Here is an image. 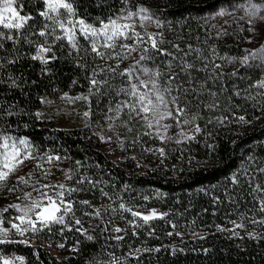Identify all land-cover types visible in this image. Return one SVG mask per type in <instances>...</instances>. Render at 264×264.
Masks as SVG:
<instances>
[{
	"label": "trees",
	"instance_id": "obj_1",
	"mask_svg": "<svg viewBox=\"0 0 264 264\" xmlns=\"http://www.w3.org/2000/svg\"><path fill=\"white\" fill-rule=\"evenodd\" d=\"M142 2L161 18L159 47L171 55L149 45L144 46L146 53L141 51L144 47L138 48V56L151 59L141 61L135 74L143 68L159 71L158 82L171 93L182 92L181 106L191 121L189 133L174 122L166 133L161 128H142L126 115L127 109L117 119L108 109L123 100L117 92L127 84L109 79L107 71L96 77L107 79V84L89 95L87 77L92 70L113 64L95 57L83 37H79L80 45L89 51L86 68L77 66L76 53L69 55L68 47H61L63 41L56 43L57 59L48 65L31 59L36 47L23 36L15 45L3 41L0 132L26 140L37 156L62 161L71 177L68 188L79 189L67 195L79 219L85 209L100 210L99 221L85 229L92 240L75 230L61 231L58 225L38 231L37 236L44 242L66 241L65 248L72 253L68 261L73 264H112L110 256L116 264H264V237L238 240L216 230L258 210V191L264 190V88L260 87L264 73L251 59L242 63L249 36L245 27L252 19L254 0ZM14 6L21 15L31 14L42 22L41 0H17ZM75 6L79 16L99 26L100 20L136 10L137 0H76ZM257 8L255 14H263ZM29 39L43 38L29 34ZM185 64L194 68L184 71ZM173 75L175 80L170 79ZM68 94L88 96L82 105L89 113L85 125L58 128L37 116L47 101ZM103 139L111 142L120 164L101 152ZM121 204L128 209L155 208L163 215L149 222L148 236L125 227L123 239L117 240L106 217L113 211L128 215ZM182 231H200L204 236L179 242L177 233ZM0 254L19 256L23 264H58L40 246L19 242L0 244Z\"/></svg>",
	"mask_w": 264,
	"mask_h": 264
},
{
	"label": "snow or ice",
	"instance_id": "obj_2",
	"mask_svg": "<svg viewBox=\"0 0 264 264\" xmlns=\"http://www.w3.org/2000/svg\"><path fill=\"white\" fill-rule=\"evenodd\" d=\"M41 2L43 4V9L38 12V15L42 18V22L36 21L35 17L31 14L21 15L20 10L14 6L17 4V0H0V29L8 30L7 34L0 30V49H3V41L5 39L11 40L15 45L21 36H23L27 42L34 44L36 47V52L31 56V59L38 60L43 65H48L51 61L57 59L56 53L53 51L56 43L63 41L64 43L61 44V47L67 46L69 55H72L73 52L76 53L75 59L77 60V66L81 68L87 67L85 57L89 55V51L87 48L81 47L79 37H83L84 40L88 41L91 53H94L95 57H99L105 62L109 59L120 61L127 59L132 52L138 50L141 44H150L151 48L160 54L171 55V53H165L164 50L159 47L162 41L158 39L157 34L145 33L147 35V39L145 40V35L136 32L134 25L126 22L131 21L134 16L141 17L146 21L151 20V16L148 15L149 10L144 7H140L137 12L129 11L127 15H121L115 18L109 17L107 21L100 20L99 26H97L88 23L84 18L79 16L78 9L75 6L76 0H41ZM123 2L127 3V0H123ZM251 8L252 11L249 12V15L254 16L255 12L258 10L257 5L253 4ZM219 14L223 15L224 13L221 12ZM262 19H264V17H262ZM30 21L32 23H29ZM141 26L143 27V25ZM12 33H15V35ZM29 34L36 35L43 39L32 41L29 39ZM129 40L133 43L128 44L122 42ZM249 42H251V40ZM117 49H119V51H117ZM141 51L146 53L148 49L144 47ZM81 53H83V55H81ZM146 59H151V57L141 54L132 67L117 73L120 76L128 77L127 83L129 87L121 88L119 92H117V95L123 94L128 97V99L118 101L115 104V108L110 106L108 110L110 112L114 111L118 119L121 111L127 109L126 115L129 117L135 118L139 116L147 122L149 128L158 127L163 129L166 133L167 129L172 125H162L160 122L164 119H172L180 123L181 121L178 118L181 116L186 117V107L178 103L179 97L171 96V89L166 88L161 90L157 81L160 75L159 71L143 68L140 74H135L136 66ZM249 59H259L261 62H264V44L255 51H249L248 54L243 57L242 63H247ZM81 61L85 62L81 63ZM14 62V60L9 61V63ZM0 67H3V64H0ZM118 67V64L115 67L109 65L107 68L100 67L99 71L94 68L91 76L87 77L89 80V95L94 94L93 90L99 93L100 88L107 84V79L98 80L96 78L97 75L106 71L116 72V68ZM217 67H219V65H217ZM192 68H194V65L185 64L182 70L186 71ZM43 71H48V69L45 68ZM143 76H147L148 79H143ZM133 78L138 80L139 84L133 83ZM170 79L175 80L176 77L173 75L170 76ZM13 86H15V80H13ZM260 87L264 88V82L260 84ZM141 89L145 91L142 92ZM178 90H183V86L178 85ZM166 95L167 97H171V99L166 98ZM76 99L87 100L88 96H80ZM170 104L175 106V115L172 111L168 110ZM39 115L40 114L37 113V116ZM84 115L88 116L89 113L85 112ZM109 119H112V117H109ZM192 119H195V117L193 116ZM240 120L243 121L244 117H240ZM183 123L188 124L191 123V121L185 118ZM195 131H200L199 126L195 128ZM161 139L163 140L164 137L161 136ZM10 141H12V143H9ZM26 144V140H19V145ZM0 149H3V151H0V156H2V160H0V187H2L9 176L23 164L24 160L32 157L30 153L26 151L22 152L17 146V143L13 141V138L6 134H0ZM162 152L163 150L161 149V153ZM51 159L52 158L49 157V160ZM68 178L71 179V177ZM18 181L21 183L28 182L24 177H19ZM79 182L83 183L84 181ZM232 182H237L235 176L232 177ZM43 188H51L52 194H49L47 191H42L40 194L41 199L35 200L31 199V194L29 193L26 194L25 199L31 200V202L23 208L20 205H10V207H14L18 212L22 213V215L15 218L19 223H12V229H15L16 233L23 236L27 231L36 233L42 231L44 228H49L50 230L51 226L55 224L62 226L61 231H63L64 228L71 231L73 227L79 226L76 227V231L80 232L81 235H86L88 240H92L93 237L87 235V230L83 228L81 219L75 217V212L73 210L74 202L65 199L66 194L70 195L72 192L79 191V189L66 188L64 184L52 186L44 185ZM13 190L14 189H9V191ZM80 203L92 207L89 201H82ZM120 208L129 211L133 217H138L143 220L145 224L158 215L155 211L146 215L141 214L132 209L125 208L124 204H121ZM37 209H39V211H36ZM4 211H7V209H4ZM260 211L264 212V201L261 202ZM31 213L35 214V219L30 215ZM69 214H71V222L66 223L65 218L68 217ZM85 215H95L98 217L100 216V210L95 209L91 213L85 212ZM0 223H2V221H0ZM38 224L40 227H37ZM24 225L28 227H24ZM235 227H243V225L237 224ZM120 231H122L120 228L115 229L117 233ZM8 237L9 229L0 228V244L12 242ZM114 238L117 240L123 239L121 236ZM25 243H27V241H25ZM60 247H64V245L61 244ZM0 260H2V264H12V261L8 258L0 257Z\"/></svg>",
	"mask_w": 264,
	"mask_h": 264
},
{
	"label": "rangeland",
	"instance_id": "obj_3",
	"mask_svg": "<svg viewBox=\"0 0 264 264\" xmlns=\"http://www.w3.org/2000/svg\"><path fill=\"white\" fill-rule=\"evenodd\" d=\"M255 5H257L260 9L264 11V0H254L253 2ZM136 10L131 12H137L140 7H144L149 10L147 5L142 2V0H137V6ZM129 11H126L124 13L119 14L121 15H127ZM143 15V14H141ZM148 15L151 16V20H143L141 17L134 16L131 21H126L128 23H132L135 27V31L141 33L142 35H145V40L147 39V35L145 33H152L157 34L158 39L160 40L161 37V26H162V20L159 16H155L150 11L148 12ZM264 12L255 14L252 16V19L249 21L248 26L245 27V31L249 34L247 38V54L249 51H255L261 47L262 44H264ZM143 25V27L141 26ZM251 40V42H249ZM123 43L132 44V41H122ZM145 45L150 44H141L138 48L144 47ZM151 47V46H150ZM119 51V49H117ZM137 52H132L127 59H124L122 61L120 60H114L109 59L107 62L110 64H113V67H115L117 64L119 65L118 68L120 72L126 69L125 67L127 65L132 66L133 63L139 58V54H136ZM101 60V59H100ZM252 60V59H251ZM104 62V60H101ZM256 62V64L259 66V69L264 73V62H261L259 59L253 60ZM111 73V74H110ZM109 79H113L117 83H126L127 87H129L127 81V76L119 77L120 75H117L115 72H109ZM147 80V78H143ZM133 83L139 84L138 80H135L133 78ZM159 87L161 90L166 89V84H161V82H158ZM168 89V88H167ZM141 91H145L144 89H141ZM182 92L177 91L175 93H171V96L180 97ZM83 96L81 94H68V95H62L58 97L55 100L47 101L44 105L43 109L39 111L40 115L44 116L46 119L51 120L54 125H56L58 128H64L69 129L76 126L85 125L87 123V116L84 115L85 110L83 109V99H76L77 97ZM123 100L128 99L125 95H123ZM166 98L171 99V97ZM178 103L182 105V100L179 98ZM168 110L172 111L175 115V106L169 105ZM187 118L185 116H181L178 119L181 121L180 123H177L175 120L172 119H164L160 123L162 125L170 124L174 126V123L177 124V126L180 128L181 131L189 133L191 130V123L184 124L183 120ZM188 119V118H187ZM135 122L140 123V126L142 128L148 127L147 122L142 119L141 117L137 116L134 118ZM174 122V123H173ZM158 127H156L154 130L156 131ZM152 129V128H151ZM0 134H4L1 133ZM12 137V136H11ZM13 141L17 143V146L21 149L22 152H28L31 154L30 159L24 160L23 164L19 166V168L9 176L8 180L4 183L2 187H0V228H6L9 229V237L8 239L12 242H19L26 245H32V246H40L43 250L48 252L55 260H57L58 264H73L70 261H68L69 256L72 255L70 253V247L65 248V245L67 244L66 241H61L56 238V240H50L47 242L41 241L38 236L37 232L33 233L31 231H27L25 235L21 236L18 233L15 232V229H12L11 225L12 223H19L18 220L15 218L22 215L21 212H18L16 208L10 207V205H20L22 208L29 204L31 200H26L25 196L26 194H31V199L39 200L41 199V192L47 191L49 194H52L51 188H43L44 185H59L64 184L66 188H68V174L67 170L59 159L55 157H51L52 159L49 160L50 156H37L34 153H31L27 145H19V140L16 138H13ZM9 143H12L10 141ZM101 152H103L108 159H110L115 164H120L118 158L115 156V149L112 146L111 142L107 141L106 139L102 140V148L100 149ZM0 151H3V149H0ZM0 160H2V156H0ZM19 177H24L25 180H27V183H21L18 181ZM9 189H14L13 191H9ZM58 190V189H57ZM258 203H259V209L256 210L251 215L245 217L238 218V221L231 223L227 226L223 227H217L216 230L225 234L229 235L233 238H238V240L242 239H249V240H256L258 238L264 237V212L260 211L261 202L264 201V190L258 191ZM65 199L67 200V194L65 195ZM4 209H7V211H4ZM85 211L83 212V218H81L83 228L86 229L87 227L94 226L99 220V216L95 215H85ZM133 211L139 212L141 214H150L152 211H155L158 215L156 218L152 219H160L162 217V213L155 209V208H149L147 210H142L138 208H133ZM36 211H39L37 209ZM93 212V211H91ZM89 212V213H91ZM33 219H35V214L31 213ZM106 217L108 221H111V227L113 231V237L121 236L123 235V231L125 227H129L135 234L143 233L145 236L149 235V228L150 224L149 222L147 224L144 223L143 220L139 219L138 217H133L131 213L128 211V215L123 213L122 211L117 212L113 211ZM75 217L78 218V216ZM66 223L71 222V214H69L68 217L65 218ZM151 220V221H152ZM243 225V227H235V225ZM58 226H61L59 224H55ZM139 225V226H137ZM54 226V225H52ZM51 226V227H52ZM24 227H28L27 225H24ZM37 227H40L38 224ZM62 227V226H61ZM76 227H73V230L76 231ZM116 228H120L122 231L119 233L115 232ZM223 229V230H222ZM64 232H70L67 230V228H64ZM204 236L203 232L200 231H182L177 233V238L179 242L187 241V240H193L198 239ZM27 241V243H25ZM63 244L64 247H60V245ZM145 246V244H143ZM0 257L8 258L12 261V264H23V259L19 256L15 255H1ZM110 262L112 264H116L117 260L114 259L113 256H110ZM109 260V259H108ZM0 264H2V260H0Z\"/></svg>",
	"mask_w": 264,
	"mask_h": 264
}]
</instances>
